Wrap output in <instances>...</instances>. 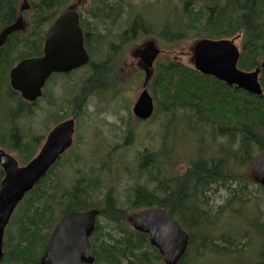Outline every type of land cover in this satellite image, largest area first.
<instances>
[{
	"label": "trees",
	"instance_id": "obj_1",
	"mask_svg": "<svg viewBox=\"0 0 264 264\" xmlns=\"http://www.w3.org/2000/svg\"><path fill=\"white\" fill-rule=\"evenodd\" d=\"M18 1L0 0V32L11 19H15ZM72 1L30 0L31 10L24 13L28 31L13 33L0 50V69L4 68L6 72L8 89H2L9 104L5 115L10 129L12 125L17 129L22 115L32 116L35 107L11 90L8 72L18 61L42 54L48 25ZM181 1L182 17L176 35L169 37L158 32L153 21L145 17L138 6L139 11L136 9L130 15V25L122 37L129 42L139 40L145 34H159L167 42L179 44L189 36V31L198 30L201 24L200 37L241 35L239 67L245 70L260 67L264 58V0ZM86 12L94 19L86 22V17L81 15V23L89 33L86 42L91 41L93 31L98 35L92 40L102 41L106 35L100 34L99 27L110 31L121 21L123 0H90ZM102 66L103 63H98L92 77L88 75L80 82L79 91L69 101L71 110L63 113L62 118L74 116L78 123L82 120L86 102L81 95L91 87V82L96 93L103 94V80H98ZM260 81L264 89L263 68ZM149 90L155 102L153 116L161 113L164 116L162 124L184 119L191 128L206 132L218 144L217 149L186 158L181 152L177 155L174 149L169 152L165 142L162 144L163 139L159 147H146L139 153L135 174L128 167L126 169L135 179L127 201L116 197L112 185L103 191L105 184L101 176L111 169L108 160L96 168L75 169L77 177L71 180L63 174L53 176L60 170L59 166L64 165L62 159L73 152L61 157L26 194L13 214L6 230L2 264L38 263L55 224L69 212L90 208L100 210L92 241L97 256L95 264H164L148 234L135 231L130 226L133 213L145 207H164L181 222L190 233L189 248L195 252L196 261L206 259L210 254L237 255L241 259L239 254L253 247V257L242 260L241 264H264V222L260 223L261 214L248 212L252 216L245 215L243 223L253 231L222 228L218 232L217 225L227 216L244 215L242 211H247L245 203L252 199L253 192L249 189L255 183L251 179L250 167L254 157L264 150V92L256 95L229 86L209 74L200 73L190 63L168 55L158 61ZM3 97L0 105L4 103ZM10 102L14 103L13 107ZM178 113L180 118H175ZM142 122L148 123V120ZM2 137L0 135V145L6 142ZM22 137L20 141L18 137L12 139L9 149L18 152L20 160L25 163L35 153L28 152L29 141ZM42 138L35 137L34 141L39 145ZM183 158L188 164L184 171L178 172L174 168ZM3 177L4 171L0 166V185ZM260 188L264 191V187ZM223 190L226 196L218 199V192ZM122 202H127L128 206L124 207ZM179 264H190L189 252Z\"/></svg>",
	"mask_w": 264,
	"mask_h": 264
},
{
	"label": "water",
	"instance_id": "obj_2",
	"mask_svg": "<svg viewBox=\"0 0 264 264\" xmlns=\"http://www.w3.org/2000/svg\"><path fill=\"white\" fill-rule=\"evenodd\" d=\"M30 8L23 0L16 20L0 33V49L13 32L24 28L23 11ZM235 38H201L192 45V65L204 74H209L229 86L236 85L245 91L262 95L260 67L246 71L238 67L241 56ZM146 65L153 67L160 54L159 46L150 41L141 49ZM90 57L84 47V36L79 24V14L69 8L53 21L45 37L44 54L40 57L21 60L11 70V86L30 102L43 95V87L53 73H67L88 64ZM133 106V113L140 119H148L154 112V100L147 83ZM74 119L57 124L48 134L39 152L27 164L21 166L11 154L0 151V165L4 178L0 186V264L4 251L5 229L17 205L25 195L46 175L58 158L73 143ZM252 178L264 186V150L251 164ZM98 209L75 211L63 217L55 226L48 241L41 264H92L95 251L89 237L96 228ZM131 225L139 232L148 234L152 245L157 247L165 264H178L185 255L190 234L164 207L141 209L131 218Z\"/></svg>",
	"mask_w": 264,
	"mask_h": 264
},
{
	"label": "rangeland",
	"instance_id": "obj_3",
	"mask_svg": "<svg viewBox=\"0 0 264 264\" xmlns=\"http://www.w3.org/2000/svg\"><path fill=\"white\" fill-rule=\"evenodd\" d=\"M73 3L79 8L78 10L80 12L86 17H89L86 11L90 0H74ZM123 4V16L121 21L115 26V32L127 28L130 25L129 17L131 14L133 15L135 13L136 9L139 11L137 8L138 6H140L141 12L145 13V17L153 21L158 32H163L164 35L169 37L176 35L178 32L179 21L182 17V5L179 0H170L169 4H167V0H123ZM204 21L205 19L203 22ZM199 25L200 27L198 30L193 32L189 31L187 33L189 36L183 38L181 42L179 41V44L167 42L162 36L158 37L160 36L158 34L154 36L158 38L162 48L166 50L168 56L171 58H179L186 63H190L189 47L195 39L200 37L198 34L202 28L201 24ZM181 30L187 31L186 28H181ZM241 39L240 37L236 41L240 47L242 44ZM144 40H146V37L142 36L139 40L134 39L128 43L125 49L126 54L124 57L122 56V69L118 67L119 71H117L115 75L114 73L112 74L116 77H122V80L129 78L127 81H123L117 86H108L107 80L104 78L105 71L101 70L99 73L98 80H103L104 84L102 87L104 92L102 95L94 92L86 101L84 106V108L86 107V113L81 117L82 120L77 124V129L75 131V142L71 147V152L73 153L62 160L64 165L59 166L60 170L55 171L53 174L54 177L63 174L72 180L77 174L75 169L96 168L101 165V162H107L108 160V162L111 163V169L101 176L102 182L105 184L103 191L107 189L108 185H112L116 197L122 201H127L130 198V192L132 193L135 179L134 176L132 178L131 174L127 172L126 169L128 167L132 174H135L139 153L144 151L146 147L154 148L155 145L159 147L163 139L162 144L165 142V147H167L169 152L174 149L177 155L181 152L186 158H189L192 154H197L199 152L205 153V151H214L217 149L218 144L214 143L206 132L201 129L191 128V124L184 119H176L170 123L162 124V118L164 116L158 113L157 117L155 115L151 120H148V123H145L142 122V120H137L133 115L132 107L142 90L143 79L140 74H136L133 77L130 76L129 66L133 62V53L137 50L136 47H138L135 45L141 44ZM125 59H127L126 63H124ZM88 75H90V69L85 68L77 71L71 76V82L73 81V83H70L68 78H59L58 75L53 76L51 81L49 80L48 84L52 83L58 95L61 97V111H63V113L71 110L69 101L75 96L77 89H80V82ZM10 103L11 107H13L14 103ZM8 107L9 104L7 100H4V103L0 105V135L6 140L3 145H0V147L3 148H8L9 143H7V141L9 142V134L12 131L9 128L10 125L5 115ZM48 109L49 107L46 105L45 100L41 99L36 107L34 117H21L18 120L23 121L20 126L25 128V132L20 130L19 132L14 131V133L18 139L22 134L24 135V140L28 139V152L30 153H35L39 149L38 142L34 141L35 137L45 136L47 129L51 127L48 125L43 131L41 125V122L46 117V110ZM180 115L181 114L178 113L175 118H180ZM37 125L40 128H38ZM75 150L78 152L74 153ZM11 152L18 156L15 150ZM68 152L69 151L64 153L62 158H64ZM74 160L75 162L72 163ZM70 164L73 165L72 168L68 167ZM187 164L188 161L183 158L176 164L174 169L178 172H182ZM249 190H252L253 195L252 199L245 203L247 211H242L244 215L235 217L227 216L219 220L217 223L219 226L218 232H220L222 228L233 231L246 228L253 231L252 228L246 227L243 223L246 213L252 216V214L248 212L261 214L262 218L260 223L264 222V191L262 188H259V185L256 183L251 185ZM218 194V199H222V197L226 196V191L223 190L218 192ZM99 196L100 194L98 197ZM122 204L124 207L128 206L127 202H122ZM253 251L254 249L251 247L245 253L239 254V256L242 257L241 259H239L237 255L210 254L207 255L208 257L206 259L196 261L194 258L195 252L192 250V247H188L187 250L190 256V264H241L242 260H250L251 257H253Z\"/></svg>",
	"mask_w": 264,
	"mask_h": 264
},
{
	"label": "flooded vegetation",
	"instance_id": "obj_4",
	"mask_svg": "<svg viewBox=\"0 0 264 264\" xmlns=\"http://www.w3.org/2000/svg\"><path fill=\"white\" fill-rule=\"evenodd\" d=\"M179 1H180V3L182 2L181 0H179ZM169 2H170V0H167V4H169ZM19 6H20V1H18V7ZM82 14L83 13L80 12V26L82 28L83 35H84V45H85V48H86L88 54L90 55V58L91 59H90V63L87 66H83V67H81L79 69H85V68L90 69V77H92L93 70L95 69V67L97 66V64L98 63L99 64L100 63H103V66L101 67V69L105 70V73H106L105 78L107 80L108 86H117L120 83H122L123 81H126L125 79L122 80V77H116L114 75H115V73L117 71H119V69H122V67H121L122 56L123 57L125 56V54H126L125 49H126L128 43L130 42V41L129 42H126L125 38L122 37L123 31H125L127 28H123L120 31L115 32L114 31L115 26L110 31H107L106 29H104L102 27H99V30L101 31L100 34L106 35V38H104L102 41H94V40H92L93 39V36H97L98 35V34H96V32L93 31L92 32V35L90 36L91 37V41L90 42L88 41V43H87L86 42V37L88 36L89 33L83 27V24L81 23V19H82V16L81 15ZM83 18H85V17H83ZM92 20H94V19H92L91 17H86V22L92 21ZM14 21H15V19H11V21H9V25L12 24ZM45 36H46V33L44 34V40H43V43H42V50H43V52H42V54L40 56H42L44 54ZM144 36L146 37V40H144L141 43V45L140 44L135 45V46L140 45V48H139L140 50H136L133 53V55H134L133 62L129 66V74H130V76L133 77L136 74H140L141 77H142V79L145 78V75L147 73L148 74H151L152 71L146 66L145 62L143 61V59L141 57V53H140L141 47L144 44H146V42H150L149 41L150 39H156L158 42H160L158 40V38L155 37L152 34L151 35L150 34H145ZM158 37H161V35L158 36ZM162 38H164V37L162 36ZM189 48H191V47H189ZM189 50H190V56H191L192 55V50L191 49H189ZM161 52L162 53L159 55V57L164 56V55H168L166 53V50H164V48H162V51ZM0 62H2V59H0ZM126 62H127V59H125L124 63H126ZM13 66H11V68H10V70L8 72V85L10 86L11 90H13L12 87H11V70H12ZM118 67H119V69H118ZM3 69L4 68H1L0 71L3 70ZM73 72H74V70L71 71V72H69V73H53L49 77V79L46 81V85H45V87L43 89L44 96L42 98H43V100H45L46 105L51 110H49V109L46 110V113L47 114H46L45 119L41 122V125H42V130L43 131L46 129V127L48 125H50L51 127L49 129H47L46 135L43 137V140H42L41 143H44L46 141L47 135L50 132V130L55 125H57L59 122H62L64 120V119H62V111H61L62 102H61V97H60V95H58L55 86L53 87L52 83L51 84L49 83L50 84L49 85L48 82H49V80L50 81L52 80L53 76L58 75L59 78L60 77L68 78V81L70 83H73V81L71 82V76L73 75ZM113 73H114V75H112ZM90 85H91V87L90 88H87V90L81 95L83 101H85V102L88 100V98L90 97V95L93 93V92L92 93H89V92L90 91H93V89H94V83L91 82ZM1 86H3V87H1ZM0 88H1L0 91H2L3 88H6V90H8L7 89V83H6V72L4 70H3V72L0 73ZM142 89H143V87H142ZM78 91H79V89H77V92ZM77 92H76V94H77ZM3 96H4V98H3L4 100H7L8 99V97H7V99L5 98L6 95L3 94V91H2V94H1L0 98L3 97ZM52 101H54V104L52 103ZM25 102H28V101L25 100ZM28 103L33 104L34 105L33 107H35V108L37 107V102H28ZM34 116H35V112H34V114H32V117H34ZM21 117H27V118H29V116H26V115H22ZM72 117L75 118V120H76V127H77V124H78L77 118L74 117V116H72ZM22 122L23 121H18L17 129L14 127V125H12V127H11V130L12 131L11 132H14V131L18 132V128H19V131L20 130L24 131L25 128H22L20 126V124ZM37 127L40 128L38 125H37ZM11 132H10V134H11ZM13 135H14V133H13ZM13 135H9V142L12 139H16L17 138L16 136H15L16 137L15 138ZM22 136L24 137L23 134H22ZM18 141H20V137H19ZM7 143H8V141H7ZM5 150L6 151H9V152L13 151V150H9V146H8V148H5ZM67 151H69V150H67ZM77 152L78 151L75 150L74 153H77ZM76 177H77V175L73 178V180ZM93 233L89 237V241H90V245L94 249V246L92 244V241H93ZM94 251L96 253V250L95 249H94ZM96 258H97V256L95 257V260H94V262L92 264H95ZM33 264H41V259L38 261V263H33ZM86 264H88V263H86Z\"/></svg>",
	"mask_w": 264,
	"mask_h": 264
}]
</instances>
